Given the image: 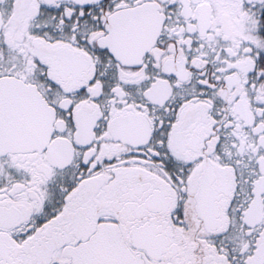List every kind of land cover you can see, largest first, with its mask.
<instances>
[{
    "label": "snow or ice",
    "instance_id": "6c2138e0",
    "mask_svg": "<svg viewBox=\"0 0 264 264\" xmlns=\"http://www.w3.org/2000/svg\"><path fill=\"white\" fill-rule=\"evenodd\" d=\"M0 264H264V0H0Z\"/></svg>",
    "mask_w": 264,
    "mask_h": 264
}]
</instances>
